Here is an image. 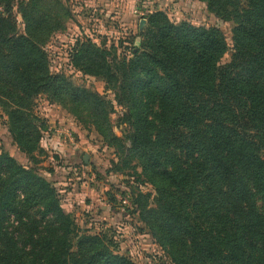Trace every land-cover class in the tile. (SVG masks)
Instances as JSON below:
<instances>
[{"label":"trees","instance_id":"trees-1","mask_svg":"<svg viewBox=\"0 0 264 264\" xmlns=\"http://www.w3.org/2000/svg\"><path fill=\"white\" fill-rule=\"evenodd\" d=\"M198 1L233 25L231 45L216 27L160 11L145 16L130 56L77 40L73 68L100 79L125 110L119 136L106 95L51 71L45 47L74 20L67 2L0 0L4 124L36 163L50 126L32 107L48 95L121 153L126 168L135 163L138 187L153 186L155 207L133 189L132 212L173 264H264V0ZM116 248L78 226L37 170L0 151V264H135Z\"/></svg>","mask_w":264,"mask_h":264},{"label":"rangeland","instance_id":"rangeland-1","mask_svg":"<svg viewBox=\"0 0 264 264\" xmlns=\"http://www.w3.org/2000/svg\"><path fill=\"white\" fill-rule=\"evenodd\" d=\"M64 1L75 17L68 21L66 30L54 34L45 47L51 71L70 77L77 86L106 95L115 108L111 120L119 136L126 130L124 125L119 126L125 110L118 105L113 92L105 93L104 83L100 79L86 76L71 65L70 55L78 39L88 36L98 43H104L108 49L116 50L118 55L130 56L129 48L136 35L138 38L134 45L140 46L138 35L144 31L145 16L160 11L177 23L186 21L194 26L216 27L223 32L229 45L232 43L233 25L217 19L208 12L206 4L198 0ZM15 15L23 32L21 16ZM229 59L230 52L222 62ZM32 110L51 127L62 125L69 128L74 134L75 145L64 139L56 144L44 134L40 142L42 151L33 164L13 144L4 124L7 116L0 108V151L8 152L23 166L34 168L40 176L50 181L60 194L63 208L73 216L78 226L89 235H100L113 241L117 246L116 254L131 258L135 264H173L167 253L144 229L138 215L132 212L131 190L139 192V189L149 194L151 208L155 207L156 195L149 183L138 187V173L141 170L136 168L135 163L126 168L121 161V153L109 148L94 129L80 124L63 107L51 102L48 95L38 96ZM84 154L90 156L88 164L84 163Z\"/></svg>","mask_w":264,"mask_h":264},{"label":"built area","instance_id":"built-area-1","mask_svg":"<svg viewBox=\"0 0 264 264\" xmlns=\"http://www.w3.org/2000/svg\"><path fill=\"white\" fill-rule=\"evenodd\" d=\"M46 138L53 140L57 144L62 139L69 141L72 145H75V138L73 132L64 126L49 127L48 131L45 133ZM62 142V141H61Z\"/></svg>","mask_w":264,"mask_h":264},{"label":"water","instance_id":"water-1","mask_svg":"<svg viewBox=\"0 0 264 264\" xmlns=\"http://www.w3.org/2000/svg\"><path fill=\"white\" fill-rule=\"evenodd\" d=\"M144 24V22L142 23V25ZM144 26V25H143ZM142 26V27H143ZM89 159H90V156L88 154H84L83 155V160H84V163L88 164L89 163Z\"/></svg>","mask_w":264,"mask_h":264},{"label":"crops","instance_id":"crops-1","mask_svg":"<svg viewBox=\"0 0 264 264\" xmlns=\"http://www.w3.org/2000/svg\"><path fill=\"white\" fill-rule=\"evenodd\" d=\"M50 141V140H49ZM53 143V142H52ZM54 143H56V142H54ZM57 144V143H56Z\"/></svg>","mask_w":264,"mask_h":264}]
</instances>
